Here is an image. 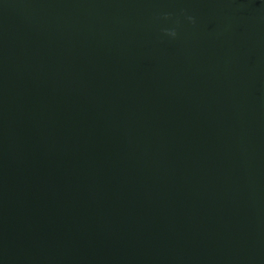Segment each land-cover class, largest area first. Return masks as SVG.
I'll return each instance as SVG.
<instances>
[{
  "label": "water",
  "instance_id": "water-1",
  "mask_svg": "<svg viewBox=\"0 0 264 264\" xmlns=\"http://www.w3.org/2000/svg\"><path fill=\"white\" fill-rule=\"evenodd\" d=\"M0 264H264V0H0Z\"/></svg>",
  "mask_w": 264,
  "mask_h": 264
},
{
  "label": "clouds",
  "instance_id": "clouds-1",
  "mask_svg": "<svg viewBox=\"0 0 264 264\" xmlns=\"http://www.w3.org/2000/svg\"><path fill=\"white\" fill-rule=\"evenodd\" d=\"M171 15V13L163 14L165 19H167ZM181 17H183V19L186 20L188 23H195V18L192 15L186 14L183 9H181L180 13L177 14L176 19L173 21V24L169 27H164L161 29L162 34L169 39H176L178 36V28L181 23Z\"/></svg>",
  "mask_w": 264,
  "mask_h": 264
}]
</instances>
